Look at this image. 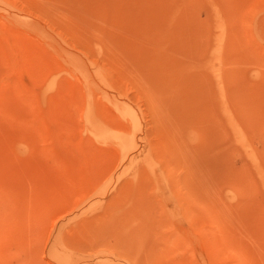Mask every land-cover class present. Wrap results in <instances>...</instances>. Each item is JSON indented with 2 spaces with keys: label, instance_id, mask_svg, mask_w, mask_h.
<instances>
[{
  "label": "rangeland",
  "instance_id": "rangeland-1",
  "mask_svg": "<svg viewBox=\"0 0 264 264\" xmlns=\"http://www.w3.org/2000/svg\"><path fill=\"white\" fill-rule=\"evenodd\" d=\"M0 264H264V0H0Z\"/></svg>",
  "mask_w": 264,
  "mask_h": 264
}]
</instances>
